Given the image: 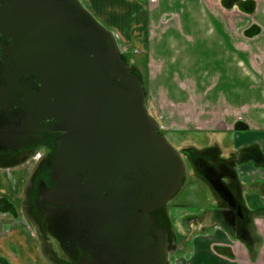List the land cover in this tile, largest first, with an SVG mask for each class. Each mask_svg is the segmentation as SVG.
Segmentation results:
<instances>
[{
	"label": "water",
	"instance_id": "1",
	"mask_svg": "<svg viewBox=\"0 0 264 264\" xmlns=\"http://www.w3.org/2000/svg\"><path fill=\"white\" fill-rule=\"evenodd\" d=\"M145 92L114 34L80 0H0V151L59 133L57 185L36 204L70 260L79 243L92 256L86 264H167L168 235L153 213L188 172Z\"/></svg>",
	"mask_w": 264,
	"mask_h": 264
},
{
	"label": "crops",
	"instance_id": "2",
	"mask_svg": "<svg viewBox=\"0 0 264 264\" xmlns=\"http://www.w3.org/2000/svg\"><path fill=\"white\" fill-rule=\"evenodd\" d=\"M81 1L114 34L121 53L133 63L130 67L143 79L146 98L152 100L149 112L162 131L216 138L228 149L223 154L234 157L242 173L243 195L251 210H261L264 0H248L254 10L247 13L226 7L232 0ZM252 27H258V34L246 36ZM238 124L246 129L239 130ZM253 149L262 157L260 162L250 157L239 164L241 152ZM26 180L23 166L0 168V264H46L18 217ZM257 198L263 207L254 206ZM177 212L172 218L178 240L172 264H255L254 255L235 244L225 227L211 217L212 211ZM183 220L190 222L182 226ZM231 253L236 259L224 255Z\"/></svg>",
	"mask_w": 264,
	"mask_h": 264
},
{
	"label": "flooded vegetation",
	"instance_id": "3",
	"mask_svg": "<svg viewBox=\"0 0 264 264\" xmlns=\"http://www.w3.org/2000/svg\"><path fill=\"white\" fill-rule=\"evenodd\" d=\"M232 1L233 3H228L226 4L227 6L225 2L223 5L235 8L234 13H247L254 10L252 1ZM247 2H251V4L248 5ZM257 28L258 27L250 28L246 31V36H256V34H258ZM122 54L125 57L126 53L123 52ZM127 60L130 62L128 58ZM236 128L243 130L244 128L246 129V125L238 124ZM58 135L59 133H47L44 135V139L34 146L19 148L16 151H0V168L16 169L23 166L24 169L27 170L22 208L20 212L19 209H17L18 217L26 228L29 229L31 242L37 245L44 262L46 264H86L83 262L84 256H86L87 262L89 263L92 262V256L87 251L84 252L79 243H77L76 260L73 255L70 260L67 251L63 249L64 247L47 235L46 227L41 219V212L36 204L37 200L44 201L46 189H52L57 185V182L52 180V160L55 153V141ZM166 137L177 149V145L170 141L169 136L166 135ZM215 139L214 137L210 139L207 135H202V138L199 140L200 148H198V150L196 149L197 151L190 150L186 156H183L188 172L187 178L190 169H193L198 178L204 184H207L213 194L212 198L209 199V202H211L210 206H205L199 211H212L213 214L211 213V217L225 227L235 244L241 247L245 254L250 257L254 255V258L251 259L252 261L254 260L255 264H264V202L260 198H257V204H254V206L260 205L263 208H261V210H251V207L247 203L248 201L243 195L244 187L240 178L242 173L234 157L224 155L223 153L228 149H223L220 143L216 142ZM254 150L255 149L251 152H241V159L239 161L241 163L239 164L249 162L248 159L250 157L254 162H260L259 160H261L262 157H259L258 153H254ZM202 164L214 172V174L210 175L211 179L216 183L223 184L228 190L225 196H222V194L211 185V181L200 168ZM261 164L263 167L264 163L261 162ZM227 195L230 197L229 200H227ZM45 205L48 207L51 206L48 202H45ZM173 210L174 209H170L169 213L168 207L165 206L160 211L153 213V216L156 217L157 225L165 229L168 235L169 246L167 264H172V257H174L173 250L176 244H178L172 224ZM178 210H182V208H178ZM208 214L209 213H206L203 217L205 218ZM189 222L190 221L185 223L183 220L181 224L185 226L189 224ZM32 226H34L33 229L36 239L34 235L32 236ZM150 235L153 239H156L155 231L151 230ZM214 248L216 249V247ZM231 254L232 255H224L230 259H236V255L233 253Z\"/></svg>",
	"mask_w": 264,
	"mask_h": 264
},
{
	"label": "rangeland",
	"instance_id": "4",
	"mask_svg": "<svg viewBox=\"0 0 264 264\" xmlns=\"http://www.w3.org/2000/svg\"><path fill=\"white\" fill-rule=\"evenodd\" d=\"M132 62H135V60ZM131 65L133 63L130 62ZM141 73L144 76V69L140 68ZM143 80V79H142ZM145 88V84H144ZM146 94V92H145ZM148 110L152 108V100H147ZM155 118V117H154ZM156 119V118H155ZM160 126V125H159ZM163 128L160 127L159 131L162 132L165 136L168 135L171 142H174L177 145V149L182 156H186L190 150L197 151L199 147L200 137L195 138L196 134H191L189 132H164ZM197 149V150H196ZM32 165V163H31ZM183 187L178 192V194L171 200V202L167 205L169 209L173 210V215L177 214L178 208H187L193 211H199L205 206H210L211 202L209 199L212 198V192L207 186L204 184L197 176V174L190 169L189 176L186 178ZM187 206V207H185ZM190 206V207H189ZM180 219H178L179 221ZM34 226H32V236L34 235ZM35 237V235H34ZM36 239V237H35ZM225 264V263H224Z\"/></svg>",
	"mask_w": 264,
	"mask_h": 264
},
{
	"label": "trees",
	"instance_id": "5",
	"mask_svg": "<svg viewBox=\"0 0 264 264\" xmlns=\"http://www.w3.org/2000/svg\"><path fill=\"white\" fill-rule=\"evenodd\" d=\"M122 58L127 62V63H129L128 62V60H127V58L126 57H124L123 55H122ZM136 74V73H135ZM137 75V74H136ZM138 77H139V79L143 82V80H142V78L139 76V75H137ZM144 84V83H143Z\"/></svg>",
	"mask_w": 264,
	"mask_h": 264
}]
</instances>
